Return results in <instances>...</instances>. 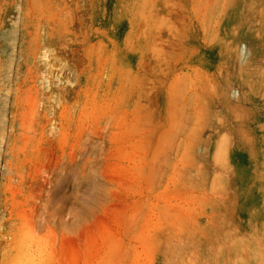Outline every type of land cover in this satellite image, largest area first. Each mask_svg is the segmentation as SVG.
I'll return each instance as SVG.
<instances>
[{
	"label": "rangeland",
	"instance_id": "rangeland-1",
	"mask_svg": "<svg viewBox=\"0 0 264 264\" xmlns=\"http://www.w3.org/2000/svg\"><path fill=\"white\" fill-rule=\"evenodd\" d=\"M24 13L65 26L55 95L22 86L24 148L13 107L0 136V222L25 223L35 264H264V0H0V39Z\"/></svg>",
	"mask_w": 264,
	"mask_h": 264
},
{
	"label": "bare ground",
	"instance_id": "bare-ground-1",
	"mask_svg": "<svg viewBox=\"0 0 264 264\" xmlns=\"http://www.w3.org/2000/svg\"><path fill=\"white\" fill-rule=\"evenodd\" d=\"M65 6H66V4H65ZM63 7H61V8H63ZM61 8L58 9L59 11L57 9L54 10L55 12H53V14H55V15L52 14L53 15V21H55L54 19H56V17H57L56 13L59 14V13H61L60 11L65 10V8L62 10H61ZM42 9H43V7H41V10ZM29 11H31V10H29ZM29 11H28V13L31 14ZM49 12L51 14L52 10ZM49 12H48V14H49ZM28 13L26 12V14H28ZM26 14H25V17L23 20V26H22L23 32L22 33H25L26 35L30 34L29 26L32 25L35 28V30L37 31L38 38L40 37V39H25L27 36L23 35L24 39L22 40L21 43H19L20 40L18 39L17 33L14 34L13 38L11 37L12 39H7V36L5 34H7L8 32L1 36L3 39H0V48L2 47L3 50L7 51V52L9 50H11L10 53H6V54H8V56L12 57L14 54L19 53L20 54L19 58H21L19 60V64H18L19 65L18 71H19V74L21 76L19 77L20 81L17 84L18 92L16 93V97L14 98L13 106H11L10 99L7 98V97H9L10 90H11L10 85H9V81H10L9 78L6 79V82L8 83L7 87L5 85L0 84V90H1V88L6 87L5 90L9 91V94L5 93L4 95H0V97L3 96V98H2L3 99V101H2L3 105H0V127H1L0 128V136L5 133L4 129H6L7 121L9 120L8 116L10 115V112L12 111L11 114H12V118H13L12 127H13L14 142L9 147V153L12 154L13 156H15V154L19 153V151L24 148L25 143L23 141V137L28 136V134L33 132L34 128H35L36 111L33 112L31 109V100H32L31 94L33 93V91H32L33 89L30 90L29 92H26L25 90H23L22 86L24 83H29L31 81L34 82L35 86H36V82L40 81L42 79V80H44V81H40V82H42V84H41L42 86H40L41 87L40 89H38L36 87V90H37L36 93L37 94L40 93V96H41L42 95L41 90H44L47 88V90H45V93H46V91L50 90L52 96L55 95V89H54L53 84H52L53 78L51 79V76L53 74L52 68L55 65V63H53V64L51 63V62H53V60H51V59L52 58L54 59L53 55L55 54L54 53L55 51H54V49L51 48V46L55 45L58 48H60L61 50H63L64 49L63 43L65 40V39H63L64 27H65L64 26V20L62 19L63 17H61L59 15L60 18L58 20H60V24H59L58 35L56 36L53 33V31H50L49 27L46 25V21H45V19H43V15H44V17H46L45 14L42 13L41 14L42 17H38L36 19L31 18L29 15L27 16ZM48 14H47V17L50 16V14L49 15ZM52 15L50 16L51 18H52ZM65 19H67V17ZM66 24H67V22H66ZM41 30L44 31L43 34H41ZM69 30H71V29H69ZM25 41H28V45H29L28 48L25 45ZM10 44H11V48L8 47ZM93 53H94V51H93ZM38 54H39V56L37 57ZM35 56L37 57L38 60L36 59ZM91 57H92V63H94L93 62L94 61V54H92ZM8 59L10 61L8 60V62H6L5 64L6 65L8 63L10 64V66L8 67L9 73H7V74H9L8 76L10 77V73L12 72V65L11 64L14 63L15 58L12 57V58H8ZM62 59H63V57H62ZM4 60H5L4 58H0L1 67L3 65H5ZM56 60H58V59H56ZM65 64H67V63L65 62ZM60 69H61V67H60ZM0 72H1V69H0ZM43 82H44V84H43ZM76 87H77V85H74L73 87L65 86L64 88H61L60 96L65 97V96L74 95L76 92L75 90H77ZM78 91L79 90H77L75 95H77ZM52 96H49V98ZM51 99L53 100V97ZM12 107H13V109H12ZM1 111H2V113H1ZM64 111H65V109H64ZM64 111H63V113H64ZM17 124L19 125V127L16 130V128H14V127ZM63 129H64V127L61 124V130H63ZM2 130H3V132H2ZM5 203H3V204L5 205ZM4 205H3V208H5ZM0 208H2V205L0 206ZM3 226L7 227L9 231L6 232V234H4L2 229H0V264H35L36 259H38V257L42 255L41 254L42 246L40 244H37V248L35 247V244L33 242V240H35L33 238V234L30 231V229H28L25 226V223L22 220H18V222H17V221L10 219L9 221H7L6 218L4 217L3 220H1V222H0V227H3Z\"/></svg>",
	"mask_w": 264,
	"mask_h": 264
}]
</instances>
